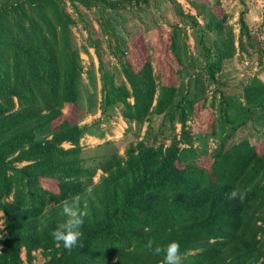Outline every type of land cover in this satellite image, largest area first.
Returning a JSON list of instances; mask_svg holds the SVG:
<instances>
[{
  "label": "trees",
  "instance_id": "obj_1",
  "mask_svg": "<svg viewBox=\"0 0 264 264\" xmlns=\"http://www.w3.org/2000/svg\"><path fill=\"white\" fill-rule=\"evenodd\" d=\"M64 1L3 0L0 5V207L8 215L0 264H22L24 246L55 249L50 233L60 221L50 218L40 228L37 221L47 209L83 195L87 188L78 148L62 146L64 141L77 144L82 134L74 116L81 68L70 34L74 20ZM70 1L116 9L126 1L149 0ZM241 21L246 32L243 17ZM178 31L175 26L169 48L181 75L185 50ZM208 32L217 34L212 45L206 41ZM199 43L205 60L204 73L197 75L198 89L206 80H216L224 61L235 53L226 14L209 13L200 26ZM123 71L129 85L103 79L102 105L123 103L124 117L133 120L163 114L159 135L166 136L165 124L179 123L182 138L141 146L119 163L101 184L102 210L92 222L85 221L78 246L69 252L61 243L45 264H161L163 254L153 255L145 247L149 240L160 246L178 241L181 264H264L259 224L264 211V140L223 143L210 167L190 164L179 144L191 141L185 128L198 99L184 95L177 102L179 85H158L151 57L138 69L127 60ZM243 93L249 112L264 111V80L254 77ZM44 112L52 116L50 139L36 138L40 127L35 123ZM234 189L240 195L229 199ZM10 195L13 200L4 202Z\"/></svg>",
  "mask_w": 264,
  "mask_h": 264
},
{
  "label": "rangeland",
  "instance_id": "obj_2",
  "mask_svg": "<svg viewBox=\"0 0 264 264\" xmlns=\"http://www.w3.org/2000/svg\"><path fill=\"white\" fill-rule=\"evenodd\" d=\"M125 1V0H122ZM3 0H0V5ZM112 9L101 3L90 7L64 1V7L74 20L70 34L77 61L81 68L78 80V102L75 117L78 116L82 130L78 143L64 141L65 149L78 148L77 157L85 170L82 182L91 187L80 196V207L86 211L85 221L92 222L97 211L102 210L105 199L102 182L105 177L120 168L119 163L141 146L156 145L182 138V125L165 124L166 136L158 130L164 123L163 114H149L143 120L124 117L123 103L102 105L103 79L116 85L129 82L123 65L129 60L135 69L147 57H151L156 83L175 84L180 87V101L184 95L197 98L195 114L186 122L191 141L181 140V156L190 163L210 167L214 155L223 143L248 138L253 143L264 140V111L247 110L244 87L254 77L264 80V0H149L129 2ZM226 14L228 33L235 42L234 55L225 60L216 80L197 85V75L203 74L204 55L199 43V29L204 25L211 11ZM243 17L247 30L242 31ZM175 26H179V39L183 42L185 57L183 74L172 55L169 45ZM217 34L208 32L207 44L212 45ZM199 90V91H198ZM159 91L157 90L156 95ZM133 102V98H129ZM47 112L35 123L40 129L38 139L51 138ZM26 162L20 163L24 165ZM13 195L4 202L12 201ZM95 205V206H94ZM0 253L4 248L8 215L0 207ZM260 221L264 238V211ZM50 218L64 219L62 208H49L46 215L37 222L45 226ZM55 249L60 244L55 243ZM55 249L43 246L22 247V264H45L55 254ZM60 255V253H56Z\"/></svg>",
  "mask_w": 264,
  "mask_h": 264
},
{
  "label": "clouds",
  "instance_id": "obj_3",
  "mask_svg": "<svg viewBox=\"0 0 264 264\" xmlns=\"http://www.w3.org/2000/svg\"><path fill=\"white\" fill-rule=\"evenodd\" d=\"M86 191L88 195H91L92 188L89 187ZM238 195H240V193L238 190L234 189L229 194V199H235ZM60 206L64 219L56 225L50 235L55 243H62L63 247L71 252L73 248L78 246L83 236L82 228L87 213L80 207L79 195L61 201ZM0 215H3V213H0ZM145 247L151 251L153 255L158 256L163 254L161 264H181L183 259L178 241H171L166 246H160L155 244L154 240H149Z\"/></svg>",
  "mask_w": 264,
  "mask_h": 264
}]
</instances>
